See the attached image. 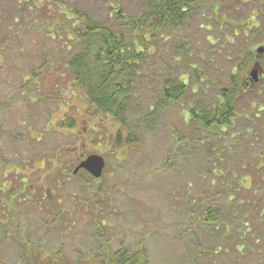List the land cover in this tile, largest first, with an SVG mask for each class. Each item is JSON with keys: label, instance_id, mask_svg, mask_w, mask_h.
<instances>
[{"label": "rangeland", "instance_id": "rangeland-1", "mask_svg": "<svg viewBox=\"0 0 264 264\" xmlns=\"http://www.w3.org/2000/svg\"><path fill=\"white\" fill-rule=\"evenodd\" d=\"M24 1L0 0V264H24L28 246L49 257L62 251L64 264L88 257L102 264L94 256L104 260L120 248L138 253L142 243L144 264H264V184L252 182L254 169L240 172L243 189L228 202L225 185L233 187L236 181L209 173L214 159L209 162L211 155L194 141L178 152L173 141L190 118L192 104L215 106L238 55L264 47V0H204L203 7L213 8L201 7L180 33L165 35L166 44L157 52L161 57L150 59L151 71L156 70L150 76L164 83L168 78L178 82L184 74L185 82L187 77L195 82L196 67L207 94L189 92L179 104L157 109L152 119L145 113L142 117L153 122H141L136 132L140 145L130 156L116 147L119 128L111 118L96 114L78 89L65 90L72 83L68 60L53 37L61 30L66 44L68 25L58 20L57 5L110 25L112 7L135 15L142 0ZM251 11L254 28L243 33ZM222 19L239 29L221 26ZM182 40L189 57L175 53L174 43ZM51 59L58 65L51 66ZM62 72L65 77L59 78L56 73ZM243 93L240 113H258L259 119L246 120L233 132L253 128L262 144L263 81ZM135 107L144 111L141 102ZM245 137L247 143L256 139ZM260 151L264 146L250 152ZM91 155L106 162L98 184L83 170L73 173ZM222 164L216 171L227 168ZM244 175L246 181L240 178ZM208 210L218 211V221L211 225L199 222ZM96 220L104 225L100 232Z\"/></svg>", "mask_w": 264, "mask_h": 264}, {"label": "trees", "instance_id": "trees-1", "mask_svg": "<svg viewBox=\"0 0 264 264\" xmlns=\"http://www.w3.org/2000/svg\"><path fill=\"white\" fill-rule=\"evenodd\" d=\"M27 1L29 0L24 2ZM204 2V0H142L141 8L135 15L128 14L116 6L112 7L110 25L97 22L88 13L77 8L56 6L58 20L60 19L61 23L68 25L66 44L61 30L56 31L53 37L57 43L55 44L58 47L61 46L62 54L68 60L66 68L71 75L72 83L69 88L68 86L65 87V90L78 89L96 114L111 118L115 126L119 128L115 136L116 147H122L125 155L130 156L132 150L139 147L140 138L136 132L142 128L141 122H153V120H147L155 115L154 112L157 109L179 104L190 93L197 97H201L200 93L207 94L204 87L206 83L200 70L196 67L192 68L195 82H190V77H187L188 81L185 82L182 77L183 74L178 82L168 78L163 83L150 76L152 71L149 64L150 59L161 57V55L157 56V52L161 50L163 44H166L163 43L166 34L172 36L177 32L180 33L179 30L185 27L187 21L193 18L192 14L194 12L197 14L201 7L213 8L210 5L203 7ZM38 8L39 5L36 4L35 9ZM48 11L51 13V18L55 17L53 16L55 12H51L50 9ZM253 12L251 11V14L246 18L245 26L241 29L243 33L254 28L251 22ZM214 13H217L216 8ZM54 21L60 24L57 20ZM232 24L229 19L221 20V26H230L235 31L239 29V25ZM183 40L174 43L175 53L182 58L189 57L188 48L183 44ZM237 51L239 52V50ZM245 51L243 50L238 55V63L233 67L234 71L230 76L228 87L220 90L216 97L215 106L212 104L209 107H197V104H192L188 112L190 118L186 119L183 128L179 129L173 137L176 152L180 150L183 144L194 141L204 148V153L214 156L209 157V162L214 159L209 173L214 175L218 173L225 181H229L230 178L236 181L232 185L233 187L225 185L228 186V190L224 199L227 198L228 202L235 200L234 198L243 189L238 177L241 171L254 169V175H251L253 177L252 182L264 184V174H262L264 151H260L259 155L250 152L255 147L261 150L264 146V139H262V144H259V147V137H256L253 128H242L247 137L256 138L255 141L248 143L246 140L250 139L246 138L245 135L242 136L243 132L238 134L233 132L238 124L253 118L259 119L258 113L252 112L253 114L250 113L248 116L240 113L239 105L243 99V94L245 95L243 88L247 89L243 83L245 80L243 74L248 72L253 63L259 64L261 81L264 83V55H258L254 50ZM50 63L54 67L58 65L53 59L50 60ZM155 71L152 72L153 75H155ZM56 74L59 75V78L65 77L63 72ZM33 80L34 78L31 79V84H34ZM140 102L144 106V111L138 112L135 106ZM256 107V105H251L252 110ZM133 109L135 114L139 115V119L133 115ZM145 113L149 116L148 119L142 117ZM239 141L242 142L240 147L237 144ZM240 149L242 156L239 158ZM232 155L237 158H232ZM233 159H236L239 164H234ZM218 162L224 163L227 168L216 171ZM245 177V175L240 176L242 180L246 181ZM100 179L93 181L98 184ZM217 212L208 210L199 219V222H204L207 225L217 222ZM94 224L99 232L104 226L98 220ZM245 226L248 225L245 224ZM244 247L246 246L242 244V248ZM28 248L30 255L24 264H41L38 262L43 260L44 264H64L60 260L62 251L49 257L44 251L32 246H28ZM139 250L138 253L131 254L126 249L120 248L117 253L104 256V260L98 256H94V258L97 257L100 260L99 263L102 264H144V259L147 257V249L144 243L141 244ZM89 259L92 263L87 262ZM74 264L98 263L93 258L88 257L85 261L80 259L78 263Z\"/></svg>", "mask_w": 264, "mask_h": 264}, {"label": "water", "instance_id": "water-1", "mask_svg": "<svg viewBox=\"0 0 264 264\" xmlns=\"http://www.w3.org/2000/svg\"><path fill=\"white\" fill-rule=\"evenodd\" d=\"M259 55L264 54V48L260 47L257 49ZM259 66L256 64L255 68L250 71V79L253 84H258L260 79ZM105 159L99 155H91L87 157L81 164L76 168L74 174H77L80 170H84L89 173L93 178L100 179L103 176L106 162Z\"/></svg>", "mask_w": 264, "mask_h": 264}, {"label": "flooded vegetation", "instance_id": "flooded-vegetation-1", "mask_svg": "<svg viewBox=\"0 0 264 264\" xmlns=\"http://www.w3.org/2000/svg\"><path fill=\"white\" fill-rule=\"evenodd\" d=\"M264 55V54H262ZM244 83V86L247 87L248 89L251 88V86H254V84L252 83L251 79H250V76H249V73L245 76V80L243 81Z\"/></svg>", "mask_w": 264, "mask_h": 264}]
</instances>
